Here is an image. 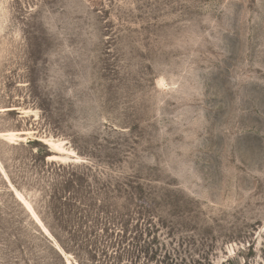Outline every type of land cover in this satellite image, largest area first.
<instances>
[{
    "label": "rangeland",
    "instance_id": "374dc122",
    "mask_svg": "<svg viewBox=\"0 0 264 264\" xmlns=\"http://www.w3.org/2000/svg\"><path fill=\"white\" fill-rule=\"evenodd\" d=\"M0 264H264V0H0Z\"/></svg>",
    "mask_w": 264,
    "mask_h": 264
},
{
    "label": "bare ground",
    "instance_id": "6f19581e",
    "mask_svg": "<svg viewBox=\"0 0 264 264\" xmlns=\"http://www.w3.org/2000/svg\"><path fill=\"white\" fill-rule=\"evenodd\" d=\"M59 146V145H58ZM58 148V147H57ZM18 198H19V200L20 201H22L31 211H33L32 210V208H31V206H30V204L27 202V200H25V198L21 195V194H18ZM34 214V213H33ZM45 229V228H44ZM46 230V229H45ZM46 232H48L47 230H46Z\"/></svg>",
    "mask_w": 264,
    "mask_h": 264
}]
</instances>
